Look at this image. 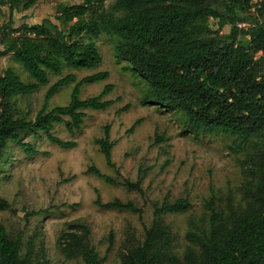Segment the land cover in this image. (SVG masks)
I'll return each instance as SVG.
<instances>
[{"label":"trees","instance_id":"trees-1","mask_svg":"<svg viewBox=\"0 0 264 264\" xmlns=\"http://www.w3.org/2000/svg\"><path fill=\"white\" fill-rule=\"evenodd\" d=\"M103 1L58 3L47 23L22 21L15 25L9 19L0 24L1 53H10L33 79L23 82L9 69L0 73V164L11 144L26 155L39 153L22 135L41 137L43 133L60 148L74 147V140H63L51 132L53 125L63 123L74 134L81 130L86 110H103L112 104L105 98L112 84H105L96 95L80 97L81 85L108 77V72L101 70L79 80L73 73L58 78L46 89L43 105L32 119L17 115L13 108L15 95L48 83L47 71L59 74L63 66L90 69L99 65L97 47L91 40L83 41L84 33L92 37L101 32L112 34L119 39L115 59L128 62L125 68L146 82L143 103L183 110L189 132L221 130L242 143L256 141L255 150L247 156L251 167L246 174L245 204L234 207L228 198L226 213H220L211 189L205 200L206 229L185 235L198 251L187 248L184 263L264 264V0H114L108 8ZM36 2L0 0V8L5 6L12 13L18 8L27 10ZM209 19L215 20L218 30L211 29ZM225 25L229 28L223 34L219 29ZM70 83L74 85L68 103L48 109L49 100ZM103 130L95 143L106 165L117 170L111 156L115 142L107 125ZM87 172L108 184L142 190L140 175L135 181L120 182L93 165ZM94 204L139 216L142 212L132 201L115 198L103 202L98 193ZM9 206L0 198V210ZM191 208L187 197L153 205L152 222L145 228L143 240L128 248L121 264H178L176 255L169 253L172 236L163 216ZM68 227L59 238L62 254L80 257L83 264H100L90 244L89 228L82 223ZM20 247V238L10 237L0 224V264H47L43 253L32 258L29 243L24 254Z\"/></svg>","mask_w":264,"mask_h":264},{"label":"rangeland","instance_id":"rangeland-1","mask_svg":"<svg viewBox=\"0 0 264 264\" xmlns=\"http://www.w3.org/2000/svg\"><path fill=\"white\" fill-rule=\"evenodd\" d=\"M81 0H37L27 10L18 8L12 13L0 8V24L11 19L15 25L47 23L58 3H77ZM114 0H104L108 8ZM211 29L218 30L215 20L209 19ZM228 25L220 28L223 34ZM244 39L245 37H239ZM83 41L95 43L101 62L95 68L74 69L63 66L59 74L48 72V83L35 91L13 97L17 115L32 119L41 109L49 85L67 73L77 80L85 75L105 70L108 77L80 87V97L98 94L105 84L112 90L105 96L112 104L103 110H86L81 130L70 134L63 123L53 125L51 132L63 140H74L76 145L63 149L41 137L22 135L39 151L26 155L16 144H11L0 164V198L9 208L0 210V224L12 238L21 240L20 254L30 244L32 258L45 255L47 264H83L80 257L67 258L61 252L59 238L69 230L68 225L82 223L89 228L90 244L100 258V264H121L128 248L143 240L144 230L153 218V205L187 197L192 208L163 216L172 241L169 253L176 255L178 264L184 263L187 248L198 251L189 241L187 231L200 233L206 229L208 211L205 200L211 189L216 208L226 213L229 198L232 206H243L247 193L246 174H249L248 155L255 150L256 141L242 143L235 135L216 131H187L183 110L143 103L146 82L126 69V61L115 59L119 39L101 32L96 37L84 33ZM0 38V73L14 71L23 82L33 79L10 53L2 54ZM259 54V53H258ZM74 83L62 87L48 102V109L69 101ZM66 118V117H65ZM136 125L128 130L134 122ZM109 127L111 149L116 169L106 165L95 139ZM116 181H135L142 177L141 192L131 191L120 184H108L101 177L87 172L89 166ZM249 175H247V179ZM98 193L103 202L132 201L141 208V215L115 209H102L94 204Z\"/></svg>","mask_w":264,"mask_h":264},{"label":"built area","instance_id":"built-area-1","mask_svg":"<svg viewBox=\"0 0 264 264\" xmlns=\"http://www.w3.org/2000/svg\"><path fill=\"white\" fill-rule=\"evenodd\" d=\"M238 25H241V24H238Z\"/></svg>","mask_w":264,"mask_h":264}]
</instances>
